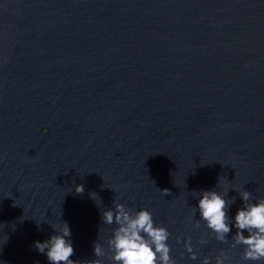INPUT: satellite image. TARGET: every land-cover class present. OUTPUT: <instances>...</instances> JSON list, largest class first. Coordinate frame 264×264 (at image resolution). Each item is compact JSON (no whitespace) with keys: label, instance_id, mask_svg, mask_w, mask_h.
I'll list each match as a JSON object with an SVG mask.
<instances>
[{"label":"water","instance_id":"95a60500","mask_svg":"<svg viewBox=\"0 0 264 264\" xmlns=\"http://www.w3.org/2000/svg\"><path fill=\"white\" fill-rule=\"evenodd\" d=\"M206 190L233 221L264 198V0H0V264H50L35 244L65 222L72 260L113 264L115 203L175 264H264L216 239Z\"/></svg>","mask_w":264,"mask_h":264},{"label":"clouds","instance_id":"9594fccd","mask_svg":"<svg viewBox=\"0 0 264 264\" xmlns=\"http://www.w3.org/2000/svg\"><path fill=\"white\" fill-rule=\"evenodd\" d=\"M75 190L82 194L85 189L83 185H78ZM164 192L168 194L167 189ZM96 195L92 193V199ZM241 198L244 205L237 211L234 221L229 218L228 211L230 205L235 203V198L227 200L216 190L201 192L198 210L207 227L215 233L217 240L227 242L231 227L234 226L237 231L233 237L232 248L244 246L245 262L262 261L264 260V198L250 203L249 191H244ZM102 220L104 224L117 225L107 241L113 264H175L171 257V246L167 243L170 233L166 227L156 226L153 214L149 210L141 209L133 212L124 204L115 203L114 208L102 212ZM245 232L247 235L244 234ZM70 236L71 229L65 222L58 231L55 230V234L50 239L44 242L37 241L35 247L40 253H46L50 264H77L71 259L74 247L68 239ZM201 243L206 241L202 240ZM186 248L192 254L191 258L196 259L191 238L188 239ZM94 253L96 257L106 255L105 249L99 242L94 245ZM225 256L226 253L221 251L216 264H225ZM209 262L210 258H205L203 264ZM92 264H103V261L96 259Z\"/></svg>","mask_w":264,"mask_h":264}]
</instances>
